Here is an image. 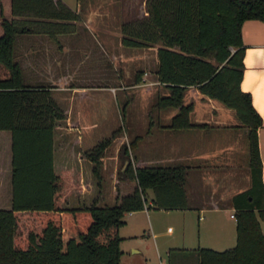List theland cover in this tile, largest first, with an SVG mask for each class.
Masks as SVG:
<instances>
[{
    "label": "trees",
    "instance_id": "16d2710c",
    "mask_svg": "<svg viewBox=\"0 0 264 264\" xmlns=\"http://www.w3.org/2000/svg\"><path fill=\"white\" fill-rule=\"evenodd\" d=\"M112 1L119 3L78 0L79 9L75 11L62 0H10V12L6 13L0 0V64L9 73L0 78V157L5 156L0 160V185L9 187V178L11 194L10 206H0V264H120L119 228L124 214L146 205L148 189L152 190L154 207H189L188 165H135L140 133L129 140L125 136L117 148L116 176L118 180H134L135 186L127 193L116 194L112 203L100 201L104 155L113 140L124 134V111L129 99L120 109L123 124L86 150L84 158L93 162L92 173L99 186L90 202L79 199L76 205L70 204L72 173L69 169L56 170L60 160L54 135L67 116L66 102L56 94L55 84L46 82L49 79L44 81L46 75L25 71L15 55L18 38L32 37L30 45L38 50L34 57L45 54L40 51L43 43L35 37L46 38L60 51V37L80 36L78 40L83 43L89 29L78 22L89 9L96 10L95 20L99 21L101 15L105 16V5ZM145 5L147 15L119 20L113 28L110 22L100 19L101 30L94 34L114 32L121 48L154 52L153 70L139 63L130 85L139 87L147 80L154 81L167 92L157 95L153 108L176 111L166 124L158 118L161 112L156 118L148 114L147 125L162 123L173 129L207 125L206 121L192 119L194 101L186 100V94L195 87L202 95L231 108L238 124L247 127L250 184L231 197L236 243L221 250L197 247L199 264H264V183L257 139V128L264 124V117L255 109L251 93L241 89L245 50L242 24L247 19L264 21V0H146ZM139 57L133 56L132 60L137 62ZM128 86L116 85L112 94ZM114 185L118 188L116 182ZM26 211L31 212L25 218L27 232L17 237V213Z\"/></svg>",
    "mask_w": 264,
    "mask_h": 264
},
{
    "label": "crops",
    "instance_id": "0c3cea01",
    "mask_svg": "<svg viewBox=\"0 0 264 264\" xmlns=\"http://www.w3.org/2000/svg\"><path fill=\"white\" fill-rule=\"evenodd\" d=\"M62 2L72 10L78 11L79 9L78 0L75 3L72 1L68 2L67 0H62ZM3 5L6 13H9L10 0H3ZM97 16V12L90 10L81 21L84 22L83 24L86 28L95 31V22H97L98 28L101 27V21L95 20ZM105 30L108 33V28H105ZM108 34H105V37L108 39L106 41H110L111 39V35ZM88 36L90 35L88 34ZM79 37H60L63 43L60 51L61 54H66L72 51V49L74 52L78 50L80 48L78 45L70 48L65 44L68 40H78ZM241 38L245 47L241 89L251 93L255 109L264 117V21L258 19L245 20L241 28ZM36 39L40 43H43V46L40 47L42 54L43 51L46 53L51 44L46 38L35 37L34 40ZM31 40L32 37L27 36L18 38L19 50L16 51V58L21 61L23 68L28 73H44L41 66H43L45 72H52L49 69L46 70V67L50 68L53 66L52 64L47 65L46 62L45 65H40L37 62L39 57H41L40 61H42L43 56L34 57L38 53V50L32 51ZM78 41L80 42V40ZM104 49L105 51L107 50L106 47ZM150 54L155 62L154 52L150 53L147 50H143L137 54L140 56L137 62L145 63L146 57H149ZM110 56L112 59L119 55ZM130 57L123 53L121 62L125 64L124 66L127 65L126 63H128ZM119 62L120 59H117L116 64ZM56 67H60L62 73L60 71H58L59 75H55L57 74L55 72L52 73L48 78L52 83L61 80L68 83L70 79H73L72 75L77 72V70H74L73 73H70V70H68L70 67L69 60L63 62L57 60ZM90 71L93 76L96 74L92 72V68H90ZM142 79L145 80V78ZM154 84V81H147L141 85L151 86ZM65 88L67 89L68 86ZM53 89L58 91V95L59 93L60 95L64 94V91L61 90L64 88L54 87ZM70 89L71 91H67L69 99L65 101L67 104L65 107L67 112L65 119H67V123L74 124L75 129L80 130L84 125L83 121L95 119L94 122H99L98 128L103 127L106 121L109 120L105 110H102L98 114L97 108L92 118H90L85 112L80 111L77 113L74 107L76 104L82 105V102L86 98L92 99L96 104L100 102L99 105L103 106L102 91H114L113 86L82 84ZM188 99L194 101L193 121H206L208 124L204 127L193 126L173 129L164 126L162 123H160L161 125L156 123L147 125V118L144 117L145 125L143 120L142 127H146L143 133H140L141 138L133 161L135 165L155 162H182L187 164V197L189 207L173 209L154 207L151 204L153 193L151 189H148L146 192V205L143 208L130 210L124 214V221L119 228L121 236L119 244L122 249L120 262L121 258H124L126 255L130 256L128 248L124 247L126 246L124 245L125 241H129L128 247L132 248L130 253L142 252L140 242L135 240L137 238L151 237L154 239V242H157L156 238L161 234V231H156L158 226L152 222V210H159L166 215H170L176 223L178 230H180L175 235L177 240L175 241V237H172L173 239L169 240L171 243L170 245H166V249L190 248L195 250L199 246H207L221 250L231 247L236 243V216L232 215L235 209L232 206L231 197L234 193L247 188L250 184L249 150L246 137L247 127L238 124V118L231 108L224 106L217 100L202 95L195 87H190L187 90L186 100ZM175 111L176 108H173L169 114H159L158 118L166 124ZM109 125L113 126L112 123ZM131 126L134 127V125ZM107 127L102 131L110 129ZM70 129L67 128V130ZM120 136L128 137V133L121 134ZM257 139L264 183V124L257 128ZM70 157L74 161L72 165L67 161ZM111 164V168H108L110 170L109 175L113 182L118 184V188L116 185L112 186L110 201L114 200L116 194L131 191L136 184L134 180H118L116 176L118 167L117 150ZM60 166L61 169H69L73 175L78 172L77 178L84 180L83 173L87 169L88 163L84 160L82 152L73 150L72 156L67 157L65 161L62 160ZM261 227L264 231V218L261 219ZM174 229L175 227L172 224L167 225V232L172 233Z\"/></svg>",
    "mask_w": 264,
    "mask_h": 264
},
{
    "label": "rangeland",
    "instance_id": "374dc122",
    "mask_svg": "<svg viewBox=\"0 0 264 264\" xmlns=\"http://www.w3.org/2000/svg\"><path fill=\"white\" fill-rule=\"evenodd\" d=\"M54 1V0H53ZM58 1V0H55ZM68 2L72 1L73 3L76 2V0H67ZM115 1V0H114ZM146 0H119V3L109 2L107 5H105V16L99 18L104 19L109 23V27L113 28L115 27L119 20L123 21H131L136 18H141L145 15H147V9L145 5ZM99 4H95L93 6V9L95 10L96 7H99ZM93 5V4H92ZM120 6V7H119ZM100 9V8H98ZM92 9H89V11ZM96 11V10H95ZM103 11V10H102ZM120 13V15L117 13ZM100 12V11H98ZM103 14V13H102ZM85 17V16H83ZM120 17V18H119ZM112 22V23H111ZM82 26H84L83 21H79ZM94 29L96 31H99L100 29L94 25ZM79 33H82V36L85 35L84 31L80 30ZM90 33V36L88 38L84 39V42H79L78 40L71 39L68 40L65 44L68 45L70 48L74 47V45L80 46L78 50L75 52L70 51L66 54H61L60 50L57 49L54 43L51 42V46L48 48L47 52L43 55V60H41V55H37L39 57L37 59V62L40 63V65H45L47 62V65H53L52 67H46V70H50L52 72H45L43 66H41L44 73L39 74L41 77H44L45 75L48 79L52 73H57L55 75H59L58 71H60V67H56L57 60L59 62H63L65 60L70 61V67L68 70H70V73H73L74 70H77L75 74H71L73 76V79L67 83L61 81H56L53 84L54 87L58 88H64L61 89L64 91V94L58 95V92L56 94L62 97L63 102L65 103V99H69V93L67 91H71L70 88L75 87L76 85H111L113 87H116V85H129L125 89H117L115 91L116 94H112V91H102L103 92V106L96 104L95 101H93L90 98L84 99V102H82V105H75V111L79 113L80 111L85 112L88 114L90 118H92L94 112L97 109V113L100 114L102 110H105L109 120L106 121V124L98 128L99 125L97 121L94 122V120H85L83 121L82 129H75L74 124L67 123V119L63 120L62 123L59 124V126L56 128V132L54 135L55 140V148L58 156V160L60 162H57L56 164V170L58 172H61V164L62 160H66L67 157L72 156V151H80L82 152L83 157L86 156V150L96 144L100 139H102L104 136L110 135L111 130L115 127H118L119 125L123 124L121 115H120V109L122 108L124 102L129 99V103L126 105V109L124 111L125 114V128L123 129V133L125 131L130 135L126 136L127 140L130 139V137L138 134L143 133L144 128L143 120L144 117L147 118L151 114L154 116V118L157 117V114L161 112L163 115H167L172 110L171 108H163V109H157L153 108V103L157 97L158 94L166 93L167 90L164 87L158 88L156 85H144V86H133L130 85L135 70L140 68L139 63L136 62V60H132L131 57L138 56V53H134V51H141L140 49H133L129 47H120L119 42L117 39H115L114 32L111 33V39L108 40L107 37L102 36L101 34L96 36L94 34V31L92 29L88 30V33ZM117 37V35H116ZM105 39V41H104ZM105 45H107L109 48V51H105ZM36 50L32 48V51ZM152 51H150L151 53ZM107 53V54H106ZM122 53V55H120ZM123 53L127 56H131L129 58L127 65L124 66L121 61V57L123 56ZM116 55L118 57L110 58V55ZM110 56V57H109ZM120 59V62L117 63V59ZM147 60L145 61V67L148 68L147 70L152 71L153 70V57L150 56L146 57ZM126 60V59H124ZM138 61V60H137ZM123 66V67H122ZM45 67V66H44ZM124 67H126L124 69ZM77 68V69H76ZM90 68L93 69L92 72L96 73L94 76L91 74ZM123 71V72H122ZM62 73V71H60ZM65 72V71H64ZM122 72V73H121ZM129 73V74H127ZM8 71L5 69L3 65L0 64V78H5L8 76ZM92 75V76H91ZM87 78V79H83ZM149 81V80H147ZM46 82H51V80H48ZM52 83V82H51ZM68 88L66 89L65 87ZM149 87V88H148ZM71 94V93H70ZM85 103V104H84ZM67 105V104H66ZM73 108V109H74ZM97 123V124H96ZM112 123V127L109 125ZM134 123L135 127L134 129L130 128V124ZM107 125H109L107 127ZM145 125V120H144ZM110 128L108 130L102 131L105 128ZM67 128H71L70 130H67ZM78 138V139H77ZM125 136L117 137L113 140L111 145L107 148V151L104 155V165L102 167V170L104 173V177L102 182V192L103 196H100L102 203H105L104 201H107V203H112V200L110 201L111 197V189L114 185V182L112 178L109 175L108 168L112 166L111 163H113V159L116 153V150L119 146V144L126 140ZM2 150V149H1ZM138 150V148L136 149ZM75 153V152H74ZM1 157H5L4 155H1ZM0 157V160H1ZM72 157L68 158L67 161L70 162L72 165L74 161H72ZM84 160L88 163V167L86 170H84L83 176L84 180H81L80 178H77L78 172L72 173L73 178L71 183V194L69 195V201L70 204L76 205L79 199L84 200V203L90 202V199L94 194H98L99 186L97 185L96 177L92 173V164L93 162L90 159H87V157L84 158ZM119 160V159H118ZM66 161V162H67ZM2 161H0L1 163ZM119 162V161H118ZM111 164V165H110ZM110 165V166H109ZM65 169V168H64ZM75 176V178H74ZM8 184L9 187L6 184L0 185V206L4 205L5 207H9L11 204V194H10V179L8 178ZM9 188V193H8ZM61 204L64 205L65 202L61 201ZM27 215H31V212H19L17 213V230H16V236L20 237L26 234L27 227L25 223V218ZM151 219L153 224L156 223L158 226V229L156 228V231H161V234H159L156 238L157 242H154V239L150 238H137L135 239L137 242H140V246L142 248V252L140 253H130V250L132 248H129V241L124 242L125 248H128L129 255H126L124 258H121L120 264H161V262L165 261L169 264H199V256L196 250L190 249V248H181V249H170L165 248L166 245H170V239L175 237V241L177 240L176 236L178 234V228L176 226V223L174 220L170 217V215H166L165 213H162L159 210H152L151 211ZM172 224L175 229L172 233L167 232V225ZM156 226V225H155ZM172 234V235H171ZM150 235H152L150 233ZM180 237V235H179ZM178 237V240H179ZM172 238V239H173Z\"/></svg>",
    "mask_w": 264,
    "mask_h": 264
},
{
    "label": "built area",
    "instance_id": "2783aa9c",
    "mask_svg": "<svg viewBox=\"0 0 264 264\" xmlns=\"http://www.w3.org/2000/svg\"><path fill=\"white\" fill-rule=\"evenodd\" d=\"M232 215H234V213H232ZM161 264H167L166 262H161Z\"/></svg>",
    "mask_w": 264,
    "mask_h": 264
}]
</instances>
